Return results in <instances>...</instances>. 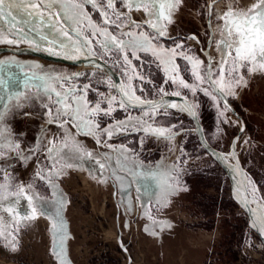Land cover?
I'll return each mask as SVG.
<instances>
[{"label": "rangeland", "instance_id": "1", "mask_svg": "<svg viewBox=\"0 0 264 264\" xmlns=\"http://www.w3.org/2000/svg\"><path fill=\"white\" fill-rule=\"evenodd\" d=\"M256 2L183 0L166 36L155 42L163 59L169 58L165 50L183 53L174 58L178 66L176 83L171 82L165 66L152 52H137L139 59L130 53L131 63L126 64L116 50L103 54L94 40L96 56L68 59L48 51L49 48L61 51L49 41L63 37L45 28L48 41L41 40L39 32L30 31L31 25L20 23L17 32L23 29L27 33L24 39L14 44L0 42V61L9 62L0 64V110L15 103L10 97L17 93L31 97L26 107L8 117L13 132L24 134L18 136L21 147L35 146L43 136L45 147L49 140H55L60 148L64 132L46 122L43 104L55 106L43 89L38 92L37 87L31 86L41 83L30 79L34 76L69 77L67 82L63 79L50 82L61 93L68 87L82 89L90 85L85 93L90 105L113 95L119 100V89L129 90V85L144 101L158 103L168 97L182 98L198 112L212 147L232 163L230 153H236L248 180L246 196L251 207L255 208L254 202L264 206V72L242 70L246 86L236 88L234 95L223 94L243 117L244 124L207 80L198 84L195 92L179 83L183 79L197 84L191 63L184 56L203 61L201 74L209 58L213 72L217 71L223 55L218 47L223 37L220 30L223 21L217 15L225 12L229 4L237 11H247ZM85 8L94 23H102L100 14L90 4ZM11 11L21 22L28 18L22 8ZM130 15L141 25L133 31L152 32L144 23L148 17L143 10H134ZM10 19L0 20V29H7ZM67 25L69 29L75 27L71 21ZM82 31L87 36L92 30L85 24ZM14 36L18 38L17 34ZM181 44L183 47L177 48ZM95 59L113 70L121 83ZM29 80L30 85L25 88ZM205 89L209 94H205ZM55 99L53 94L52 101ZM115 107L111 116L97 118L101 128H111L129 118L131 123L126 129L115 130L111 139L99 135V144L96 137L77 134V129L66 126L71 135L69 146L78 143L82 151L72 156L69 161L72 167H64L63 174L54 178L55 187L35 178L38 167L47 172L52 166L43 151L37 154L38 160L33 157L26 164L13 162L9 169L14 178L10 191H16L20 184L31 183L29 194L40 198L39 208L37 218L25 220V226L19 228L15 251L7 247L6 235L0 237V264H60L55 252H60L66 264H264V243L251 227L246 209L235 200V185L229 174L200 143L198 128L191 117L171 108L153 112L146 105ZM24 112L28 115H21ZM137 119L141 123L137 124ZM148 125L169 129L173 138L139 130ZM84 152L91 156H85ZM56 167H62V163ZM170 176L175 177L177 190L163 201L160 189ZM15 199H19L16 207L22 216L30 217L31 209L24 198L10 196L2 203L6 206ZM58 208L66 233L63 238L54 236L51 229ZM0 217L4 227L11 230L13 219L3 210ZM161 223L169 226L162 228Z\"/></svg>", "mask_w": 264, "mask_h": 264}, {"label": "snow or ice", "instance_id": "2", "mask_svg": "<svg viewBox=\"0 0 264 264\" xmlns=\"http://www.w3.org/2000/svg\"><path fill=\"white\" fill-rule=\"evenodd\" d=\"M182 3L183 0H0V20L11 17L7 21V29H0V42L14 44L18 43L20 39H24L27 33L23 29L17 32L18 25L23 23L31 25L30 31L39 32L41 40L48 41V36L44 34L45 28L63 37L60 40L53 39L49 41V43L56 44L61 51L56 52L52 48H49L48 51L54 55H63L68 59L75 60L81 56H96L97 51L93 44L94 40H96V44L99 45L103 54L116 50L123 56L126 64L131 63L129 60L130 53L133 58L139 59V56L136 55L137 52H152L153 55H157L160 63L165 66V71L170 74L169 79L171 82L176 83L178 66L175 64L174 58L178 55L183 56V53L177 52L176 49L165 50L169 53V58L163 59L160 53L157 52L155 42L159 38L166 36L168 25L174 22V13ZM86 4H90L100 14L102 18L101 24H96L92 21L85 8ZM213 6L210 5L209 7ZM13 8L24 9L28 18L22 22L19 21L12 14L11 9ZM134 10H143L148 17L144 23L152 29V32L133 31L141 28V25L131 18L130 13ZM217 19L223 21L222 25H220L223 37L218 42V47L223 51V55L218 63L217 71L213 72L211 58H209L204 73L201 74L200 69L203 61L184 56L191 63L197 84H189L183 79H180L179 83L183 88L195 92L197 85L207 80L210 86L221 95L226 92L234 95L236 88L246 86L242 70H246L248 73L264 72V0H257L247 11H237L229 4L225 12L217 15ZM67 21H71L75 27L69 29ZM85 24L92 30L87 36L82 31ZM111 29H115V32L111 31ZM116 32H119V35H116ZM73 33H75V37ZM14 34H17L18 38ZM9 36L13 38H7ZM97 37H103V39L98 40L96 39ZM65 40L69 42L66 43ZM30 42L35 43L34 41ZM182 47V44L177 45V48ZM7 63L9 62L0 61V64ZM30 79L41 81L39 86L35 84H31V86L37 87L38 92L43 89L44 95L55 106H50L47 103L43 104L46 109L45 115L48 117L46 122L55 124L64 132V136L61 140L62 147L60 148L57 147L55 140H49L47 147H45L43 136L38 138L35 146L22 148L21 140L18 136H23L24 134L13 132L8 117L10 115L14 117L15 112L26 107L32 98L22 93H17L14 97H10L15 103L6 105L3 110H0V180L4 181L0 183V210H3L13 219L12 228L8 230L3 225V218L0 217V237L5 235L8 237L7 247L12 251L16 250L18 244L16 237L19 228L25 226V220L37 218L38 201L40 199L35 194H29L33 188L31 183L20 184L16 191H10L12 188L10 181L14 178L9 169L14 166V161L26 164L33 157H37L38 160L37 154L43 151L45 158L52 162V166L48 168L47 172H45L43 167H38L35 172V178L55 187L54 178H59L63 174L64 167H72L73 165L69 162L72 156L79 155L82 151V146L78 143L73 142L71 147L69 146L71 135L66 127L67 125L77 129V134L96 137V142L99 144L101 142L99 135H106L111 139L115 130L126 129L128 124L131 123V118H129L128 121H118L111 128H101L97 118L111 116L116 110L115 106L120 109H126L129 105L133 107L147 105L153 112L161 108L177 107L175 103L166 105L163 101L157 103L155 101L141 100L135 94V89L131 85H129V90H125L123 87L119 89V100L113 95L104 97L101 101L90 105L85 96L90 85H85L82 89L68 87L61 93L55 87H52L50 82L61 79L67 82L70 80L69 77L34 76ZM29 85L30 80L26 81L25 88L29 87ZM160 91H163V89ZM204 91L205 94H209L206 89ZM53 94L56 97L54 101H52ZM176 95H179V93H176ZM213 98L215 99V97ZM102 104L105 107H102ZM185 108L191 113V106L188 105L180 110L184 111ZM21 115H28V113L24 112ZM145 115L150 117L151 113L145 112ZM136 123L139 124L141 121L137 119ZM143 123L147 124V121ZM139 130L169 140L173 138L169 129L152 128L151 125H148ZM42 131L45 130L42 129ZM84 155L90 157L91 153L84 152ZM230 156L235 159V152H231ZM61 163L62 167H56V165ZM101 167L103 168L104 164H101ZM176 170V168H173V171ZM157 178L152 176V179ZM174 181L175 177L170 176L162 184L160 191L163 201H166L167 197L177 190ZM10 196L22 197L27 200L31 209L30 217L22 216L17 209L16 205L19 203V199H15L13 203H9L6 206L2 203L7 201ZM246 201L247 197H245ZM57 203L62 207L60 200ZM160 226L163 228L169 225L161 223ZM253 226H257L255 222ZM51 229L54 236L63 238L66 235L63 220L59 218V208L57 209V217L52 220ZM148 230L146 226L145 231ZM260 231L264 234V225L260 227ZM60 243H63V239L60 240ZM55 255L60 260V264H66L60 252H55Z\"/></svg>", "mask_w": 264, "mask_h": 264}, {"label": "bare ground", "instance_id": "3", "mask_svg": "<svg viewBox=\"0 0 264 264\" xmlns=\"http://www.w3.org/2000/svg\"><path fill=\"white\" fill-rule=\"evenodd\" d=\"M96 60V59H95ZM94 62V60H92ZM96 62V61H95ZM164 104L170 105L175 103L177 105L176 108H171L176 111H180L184 114H187L193 118H196L195 113L191 107V113L185 108L184 111H181L180 109L186 105L191 106L187 101L183 99H173V98H168L163 100ZM147 106V105H146ZM201 131V128H199ZM213 156L219 161V163L228 171L230 174L234 184H235V191H234V196L235 200L243 206L250 214L251 216V227L255 229L258 232V235L264 242V234L260 231V227L264 225V206L260 205L259 203L254 202L255 208H252L248 202V200L245 202V197H246V187H247V178L246 174L240 164V161L235 153V159H233V163L228 161L226 157L221 154L220 152L216 150H212ZM238 161V164H237ZM254 222L256 223V227L253 226Z\"/></svg>", "mask_w": 264, "mask_h": 264}, {"label": "water", "instance_id": "4", "mask_svg": "<svg viewBox=\"0 0 264 264\" xmlns=\"http://www.w3.org/2000/svg\"><path fill=\"white\" fill-rule=\"evenodd\" d=\"M96 63L98 64V65H100L101 67H103V68H105L106 70H108L109 72H111L117 79H118V81L121 83V79H120V77L113 71V70H111L110 68H108L104 63H102V62H100L99 60H97L96 59ZM220 96H221V98H222V100H223V102L232 110V112L238 117V118H240L241 120H242V122H243V124H244V120L242 119V117L238 114V112L234 109V107L231 105V104H229V102H228V100H227V98L224 96V95H221L219 92H217ZM168 98H173V99H182V98H176V97H168ZM168 98H164L163 100H165V99H168ZM163 100H161V101H163ZM184 100V99H183ZM160 101V102H161ZM186 101V100H185ZM188 102V101H187ZM159 103V102H158ZM189 103V102H188ZM190 104V103H189ZM191 105V104H190ZM191 107H192V109H193V111H194V113H195V116H196V118H193V117H191V119H192V121H193V123L195 124V126L198 128V132H199V137H200V143L205 147V149H206V151L207 152H209L212 156H213V154H212V150H216V149H214V147H212V145L209 143V141H208V139H207V137H206V134H205V131H204V128H203V125H202V123H201V120H200V117H199V115H198V112L195 110V108L191 105ZM199 128H201V131L199 130ZM214 157V156H213ZM214 159L217 161V162H219L215 157H214ZM225 169V168H224ZM226 170V169H225ZM226 172L228 173V171L226 170ZM229 174V173H228ZM229 176H230V174H229ZM230 178H231V176H230ZM231 180H232V178H231ZM232 182H233V180H232ZM233 184H234V182H233ZM235 185V184H234ZM246 195V194H245ZM247 197V196H246ZM247 200H248V198H247ZM249 202V201H248ZM250 204V203H249ZM251 206V205H250ZM247 211V210H246ZM247 213H248V215L250 216V214H249V212L247 211ZM250 219H251V216H250ZM252 225V224H251ZM262 240V239H261ZM263 242V241H262ZM264 243V242H263Z\"/></svg>", "mask_w": 264, "mask_h": 264}, {"label": "trees", "instance_id": "5", "mask_svg": "<svg viewBox=\"0 0 264 264\" xmlns=\"http://www.w3.org/2000/svg\"><path fill=\"white\" fill-rule=\"evenodd\" d=\"M238 112V111H237ZM238 114H239V112H238ZM240 115V114H239ZM241 116V115H240ZM242 117V116H241ZM242 119H243V117H242ZM202 123V122H201Z\"/></svg>", "mask_w": 264, "mask_h": 264}]
</instances>
